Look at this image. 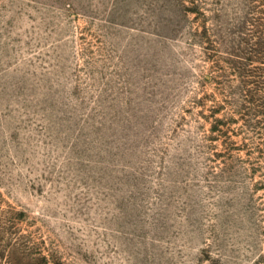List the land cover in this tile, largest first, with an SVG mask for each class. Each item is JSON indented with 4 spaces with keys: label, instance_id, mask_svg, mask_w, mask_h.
Returning <instances> with one entry per match:
<instances>
[{
    "label": "rangeland",
    "instance_id": "rangeland-1",
    "mask_svg": "<svg viewBox=\"0 0 264 264\" xmlns=\"http://www.w3.org/2000/svg\"><path fill=\"white\" fill-rule=\"evenodd\" d=\"M0 264H264V0H0Z\"/></svg>",
    "mask_w": 264,
    "mask_h": 264
}]
</instances>
